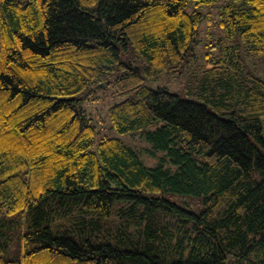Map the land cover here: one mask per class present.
<instances>
[{"label": "trees", "instance_id": "trees-1", "mask_svg": "<svg viewBox=\"0 0 264 264\" xmlns=\"http://www.w3.org/2000/svg\"><path fill=\"white\" fill-rule=\"evenodd\" d=\"M249 56L264 0H0V264H264ZM167 73L186 97L145 82ZM100 83L157 163L97 134L80 96Z\"/></svg>", "mask_w": 264, "mask_h": 264}, {"label": "rangeland", "instance_id": "rangeland-1", "mask_svg": "<svg viewBox=\"0 0 264 264\" xmlns=\"http://www.w3.org/2000/svg\"><path fill=\"white\" fill-rule=\"evenodd\" d=\"M209 9L211 11L210 13L215 16L218 9L217 6L214 5ZM203 10L206 11L208 9L203 8ZM202 27L206 28V25L202 24ZM211 27H213V25H211ZM203 34L204 30L199 31L198 33V37L201 39V41H199L198 48H202L201 44L204 40ZM129 55L130 53H123L122 57L127 59ZM244 64L248 71L264 80V57H245ZM183 80V75L175 76L167 73L148 79L145 82L153 88L167 86L169 89L176 90L181 97H186L187 94L185 95L184 88H182ZM118 90L119 87L115 84L105 85L104 83H100L89 93L80 96V104L84 107L85 113L91 118V121L96 125L98 135L107 134L119 137L125 144L130 146L137 153L143 163L153 165L159 161L162 156V151L158 150L151 152V143L138 132L133 131L118 133L114 128L110 127L107 118V109L111 104L125 96V94L119 93ZM260 123L261 134L264 138V116L260 118ZM261 149L264 151L263 147H261Z\"/></svg>", "mask_w": 264, "mask_h": 264}]
</instances>
